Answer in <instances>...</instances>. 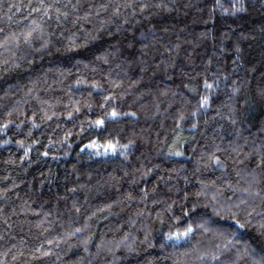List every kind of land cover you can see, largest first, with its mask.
<instances>
[{
    "label": "trees",
    "instance_id": "1",
    "mask_svg": "<svg viewBox=\"0 0 264 264\" xmlns=\"http://www.w3.org/2000/svg\"><path fill=\"white\" fill-rule=\"evenodd\" d=\"M43 4L0 0V264H264V0Z\"/></svg>",
    "mask_w": 264,
    "mask_h": 264
},
{
    "label": "snow or ice",
    "instance_id": "2",
    "mask_svg": "<svg viewBox=\"0 0 264 264\" xmlns=\"http://www.w3.org/2000/svg\"><path fill=\"white\" fill-rule=\"evenodd\" d=\"M41 7H45L44 4H43V0H41ZM47 7H51V6L49 5V6H47ZM240 9L243 10V5H242V4L240 5ZM34 11H39V9H34ZM57 11H59V10L57 9ZM34 23H35V22H34ZM31 35H32V32H28V33L26 34V36H25V39H28ZM207 99H208V98L205 97V98H204V102H207ZM112 114L115 115V112H113ZM95 123H96L97 125H102V124L104 123V121L101 119V120H97ZM89 146H90V147H96V145H95L94 143L91 144V145H89ZM108 147H110V148H112L113 150H115V146H114V145L109 144ZM218 159H219V158L217 157V160H218ZM233 219H235V216H233ZM236 223H237L241 228L244 227V225L241 224L239 220H236ZM262 227H264V225H262ZM191 231H192V228H191V226H189V227H187V228L184 230V232H183L182 234L179 233V232H177V233H173L172 235L175 236L177 239H180V238H181V235H183L184 237H187L188 234H189ZM169 238H171V237H169Z\"/></svg>",
    "mask_w": 264,
    "mask_h": 264
}]
</instances>
